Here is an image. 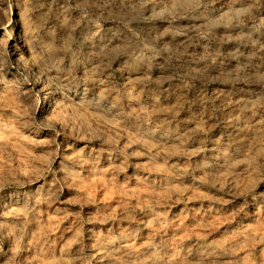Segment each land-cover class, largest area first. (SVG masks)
<instances>
[{"label": "rangeland", "instance_id": "rangeland-1", "mask_svg": "<svg viewBox=\"0 0 264 264\" xmlns=\"http://www.w3.org/2000/svg\"><path fill=\"white\" fill-rule=\"evenodd\" d=\"M0 264H264V0H0Z\"/></svg>", "mask_w": 264, "mask_h": 264}]
</instances>
